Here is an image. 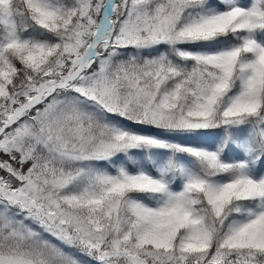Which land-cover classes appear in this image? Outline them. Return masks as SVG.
I'll return each mask as SVG.
<instances>
[{"label":"snow or ice","instance_id":"6c2138e0","mask_svg":"<svg viewBox=\"0 0 264 264\" xmlns=\"http://www.w3.org/2000/svg\"><path fill=\"white\" fill-rule=\"evenodd\" d=\"M0 264H264V0H0Z\"/></svg>","mask_w":264,"mask_h":264}]
</instances>
